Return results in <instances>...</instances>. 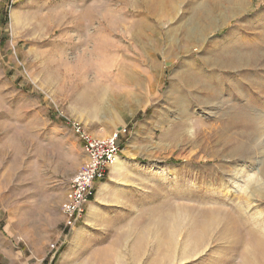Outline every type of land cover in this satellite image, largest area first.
<instances>
[{"label":"rangeland","instance_id":"374dc122","mask_svg":"<svg viewBox=\"0 0 264 264\" xmlns=\"http://www.w3.org/2000/svg\"><path fill=\"white\" fill-rule=\"evenodd\" d=\"M189 69L199 90L179 79ZM71 121L120 139L81 220L61 211L85 161ZM217 208L240 217L229 240L197 229ZM263 253L264 0H0V264Z\"/></svg>","mask_w":264,"mask_h":264},{"label":"built area","instance_id":"2783aa9c","mask_svg":"<svg viewBox=\"0 0 264 264\" xmlns=\"http://www.w3.org/2000/svg\"><path fill=\"white\" fill-rule=\"evenodd\" d=\"M70 127L82 145L85 161L68 183V196L61 204V211L68 218L81 220L96 193V185L120 155V139L116 133L97 136L79 121H71Z\"/></svg>","mask_w":264,"mask_h":264},{"label":"bare ground","instance_id":"6f19581e","mask_svg":"<svg viewBox=\"0 0 264 264\" xmlns=\"http://www.w3.org/2000/svg\"><path fill=\"white\" fill-rule=\"evenodd\" d=\"M197 10V9H196ZM201 10V9H200ZM199 10V11H200ZM195 10H193L194 12ZM196 12V11H195ZM198 12V11H197ZM201 13V12H200ZM204 13V12H203ZM214 14V11L211 12V15ZM196 16V13L194 14ZM209 15V14H208ZM210 15V16H211ZM193 16V14H192ZM199 16V15H198ZM197 16V19H199V17ZM202 17V16H201ZM190 18V17H189ZM205 18V17H204ZM207 18V17H206ZM210 18V17H208ZM207 18V19H208ZM213 20V19H212ZM192 21V20H191ZM203 21V20H202ZM212 21L209 20V23H211ZM190 23V21H189ZM193 23V21L191 22ZM203 24V22H202ZM206 24V23H205ZM198 25V24H197ZM208 27V26H206ZM188 28H185L184 29V39L186 38V42L188 41H192L194 43H199V38L198 36H196V33L197 32H191L192 29H188ZM202 31V30H201ZM215 60V59H214ZM238 60V59H236ZM215 62V61H214ZM241 62V61H240ZM240 66V65H239ZM196 70V69H195ZM193 70L192 69H189V71H185L183 72L182 74L179 75V79H183V81L185 82H188L189 85L191 84V88L192 89H198L200 84L203 85L202 83V76L201 77H198V75L200 74H196L198 72H196L195 75L194 72H192ZM197 71V70H196ZM183 77V78H182ZM205 77V76H204ZM188 85V84H187ZM201 87V86H200ZM199 90V89H198ZM212 98V97H211ZM252 132V131H251ZM252 133H249L246 135V137L248 138V136H251L252 137ZM245 136V135H244ZM239 150H243L244 147L246 146L244 143H240L238 141V144H237ZM118 160V159H117ZM116 163V162H115ZM226 193V192H224ZM243 199V197H242ZM245 200V198H244ZM247 200V199H246ZM234 210V209H233ZM235 211V210H234ZM233 211V212H234ZM233 212H229L228 210H226V208H217V209H214V210H211L205 217H203L200 221H197L196 223V226H197V229L199 230L200 232V235H206V234H209L210 231L212 232V234L214 235L215 234V237L221 239V240H229V237H233V233H235L236 231H238L237 229L239 228V226H241V220H240V217H235V215H233L232 213ZM237 213V212H236ZM212 235V237H213ZM244 235L247 236V241H248V244L249 246H252V248H254L255 251H258L259 253V250L260 248H263V245H262V241L259 240V237L257 238V235L254 234L252 228L251 229H247L246 232L244 233ZM203 237V236H202ZM237 238V237H236ZM235 239V238H234ZM236 240V239H235ZM234 240V241H235ZM219 242V241H218ZM223 242V241H222ZM237 242V241H236ZM229 244V243H228ZM232 246V245H231ZM228 249V247H227ZM248 249V248H247ZM221 250H224V249H221ZM226 251V250H225ZM263 251V250H260V252ZM247 252V251H245ZM252 252V251H251ZM254 253V252H253ZM256 253V252H255ZM257 253V255H258ZM250 254V253H249ZM264 254V253H263ZM251 255V254H250ZM256 256V255H255ZM254 256V258H255ZM253 257V256H252ZM246 258V256H245ZM259 258V257H257ZM260 259V258H259ZM262 259V258H261ZM244 260V259H243ZM262 261V260H261ZM245 262V261H244Z\"/></svg>","mask_w":264,"mask_h":264},{"label":"crops","instance_id":"0c3cea01","mask_svg":"<svg viewBox=\"0 0 264 264\" xmlns=\"http://www.w3.org/2000/svg\"><path fill=\"white\" fill-rule=\"evenodd\" d=\"M115 165L119 166L120 165L119 161H117V163H115ZM113 167H114V165H113ZM104 190H105V185H102L101 188L98 189V194H101Z\"/></svg>","mask_w":264,"mask_h":264}]
</instances>
